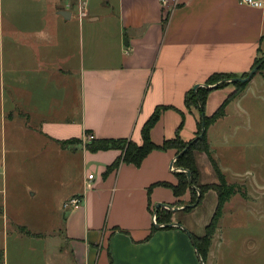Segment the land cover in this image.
Wrapping results in <instances>:
<instances>
[{"label": "crops", "instance_id": "crops-1", "mask_svg": "<svg viewBox=\"0 0 264 264\" xmlns=\"http://www.w3.org/2000/svg\"><path fill=\"white\" fill-rule=\"evenodd\" d=\"M22 2L0 0L10 17L18 15L9 18L8 32V68L16 75L8 82V94H1L0 108L4 114L8 106L7 121L21 127L18 132L29 144L44 152L68 153L69 161L78 156L81 170L77 186L58 207L66 218L58 219L64 229L56 223L43 231L29 229L30 234L20 231L27 227L22 224L10 230L9 216L0 206L3 264H199L188 232L206 233L217 209V192L209 190L201 208L173 212L172 223L180 226L152 233L155 204L181 207L191 198L190 191L176 197L164 186L149 193L157 182L178 183L172 169L177 168V150L156 149L140 166L121 163L105 173L121 150L90 151L86 130L94 139H130L141 145L144 124L157 106L165 105L169 108L151 130L153 142L161 145L177 134L185 141L195 138L200 113L186 107L187 93L215 73L250 72L264 56V7L239 0ZM19 9H24L22 17ZM234 89H214L205 114H214ZM242 97L230 102L226 114L207 129L212 157L195 152L201 184L217 183L214 176L219 180L213 162L217 145L227 144L228 132L247 128L243 112L229 113ZM237 116L242 123L232 131L218 128L227 119L236 122ZM89 173L94 174L91 180ZM75 197L80 205L63 213L62 204Z\"/></svg>", "mask_w": 264, "mask_h": 264}, {"label": "rangeland", "instance_id": "rangeland-1", "mask_svg": "<svg viewBox=\"0 0 264 264\" xmlns=\"http://www.w3.org/2000/svg\"><path fill=\"white\" fill-rule=\"evenodd\" d=\"M22 1L20 0V4L23 3ZM1 5L0 101L2 103L4 100L1 94L4 90L5 94H8V82L16 75L8 68V40L11 36L8 32L11 26L9 18L13 21L18 15L13 14L10 17L6 5L3 7ZM19 13L22 17L24 9H19ZM258 58L263 64L264 56ZM260 67L239 95L245 97H242L236 105L230 106V114L243 112L242 119L247 120V128L241 127L237 133L235 129L234 133L228 132L227 144L219 143L215 148L218 159L214 161L217 162L221 177L218 176L219 180L215 176L214 178L217 183L224 184L228 196L210 236L204 264H264V64ZM18 78L22 81L24 74H18ZM214 84L216 83H211ZM228 86L235 88L233 92L236 90L233 82H228L225 87ZM7 107L4 114L0 108V191L5 189V192L0 194V206L4 209L5 218L9 216V228L17 229L16 226L22 224L27 226L25 227L27 230L38 232L47 230L57 223L64 229L65 223L58 221L64 218L58 207L62 197L77 186L75 178L81 170V161L75 155L69 161L68 153L61 155L54 149L44 152L38 145L29 144L27 142L29 138L18 132L22 130L21 127L18 128L7 121L10 116ZM192 109L198 110L195 106ZM226 111L227 107L224 115ZM207 116L210 117L212 114ZM220 118L222 117L216 121ZM242 119L239 116L236 122L224 119L225 121L220 122L218 128H222L223 132L232 131L233 125L242 123ZM211 124L207 126L206 131ZM207 141L211 149L208 136ZM201 205H198V208H201ZM155 207L156 204L154 210ZM62 208H64L63 213H66L69 211L68 208L72 207L66 208L62 204ZM210 219L207 220V224ZM0 245L2 248V232H0Z\"/></svg>", "mask_w": 264, "mask_h": 264}, {"label": "trees", "instance_id": "trees-1", "mask_svg": "<svg viewBox=\"0 0 264 264\" xmlns=\"http://www.w3.org/2000/svg\"><path fill=\"white\" fill-rule=\"evenodd\" d=\"M261 61V59L257 58L255 60V63L252 67V69ZM264 64V63H263ZM262 64V65H263ZM261 65V66H262ZM261 68V67H260ZM249 74V72H245L242 74H234V73H215L211 75L205 84L211 85V83H217L224 79H232L235 77H246ZM232 83V82H231ZM249 82L242 83V82H236L234 83L236 86V90L232 92L220 105V107L216 110L212 116H207L205 114V121H206V128L209 124L216 121L219 117H222L224 115V111L228 104L232 102L234 99H236L240 93L243 91L245 86ZM228 85V82H224L217 87L214 88H208L203 86H199L197 90L194 88L191 89L185 99V105L188 109H192L193 106H195L199 112H200V118L197 122V132L196 137L185 141L181 138L179 134L176 135V137L172 139H166L163 144L157 145L155 142H153L151 138V130L155 126V124L159 121L162 112L169 108L165 105L157 106L153 114L150 116V118L147 120V122L144 124L142 128V136H143V143L141 145H138L134 141L130 139H90L86 140V148L89 149L92 152H96L99 150H108V149H119L121 150V156L111 165L107 166V170L105 173H109L115 169H117L121 163H128V164H134L136 166H140L143 162V160L147 157L149 153L156 149L161 150H167V149H176L177 155H179L181 152H184L180 154L176 160V165L178 168L186 169L192 172V183L189 182L187 173L185 171H179L176 173L178 177V183L172 184L170 182H157L153 184L149 188V193H151L152 189L156 186H164L171 188L174 192V195L176 197H181L187 193V191H190L191 198L189 200V204L197 203L199 205L202 203L205 194L211 190L214 189L218 193V205L215 214L213 215V218L211 219V222L206 228V233L203 236H196L195 234L191 233L192 241L195 242V248L197 252L201 255L202 259L204 260L208 253L209 248V239L212 235L216 222L218 221V216L223 208L224 202L226 201V196L228 194L224 190V184L222 183H212V184H201L199 177V169L197 166L196 158H195V152L196 151H205L206 153H209L211 156L210 146L207 141V131L205 135L201 138H198V136L202 132V113H205V108L207 104V98L210 95V93L216 89V88H222ZM184 125V121L180 125V128H182ZM91 131L86 130V135H90ZM76 142H82V139H73L71 140ZM70 141V142H71ZM212 157V156H211ZM214 165L216 168V171L218 173V176L221 177L220 169L217 165V162L214 161ZM219 177V178H220ZM194 185V187H192ZM200 191V192H199ZM179 205L181 203H178ZM196 205V206H197ZM195 206V207H196ZM194 207H187L184 210L185 211H191ZM173 219V211L166 209V208H160L157 213V223L159 224H168L172 223ZM162 228H169L168 226H164ZM20 231L23 233L30 234L31 232L27 230L25 227H19ZM157 230L156 225H154L152 233ZM0 264H3V257L2 253L0 252Z\"/></svg>", "mask_w": 264, "mask_h": 264}, {"label": "water", "instance_id": "water-1", "mask_svg": "<svg viewBox=\"0 0 264 264\" xmlns=\"http://www.w3.org/2000/svg\"><path fill=\"white\" fill-rule=\"evenodd\" d=\"M61 14H63L64 16H66V12H61ZM263 62V61H262ZM262 62L258 63L253 69L250 70L249 74L246 76V77H235V78H232V79H224V80H221L219 82H217L216 84L214 85H207V84H203L205 87H208V88H214V87H217L218 85L224 83V82H233V83H236V82H242V83H246V82H249L253 77L254 75L257 73V71L259 70L260 66L262 65ZM202 85V86H203ZM201 86V85H196L194 87L195 90H197V88ZM206 133V121H205V113H202V132L201 134L198 136V138H201L205 135ZM185 151V150H184ZM183 151V152H184ZM183 152H181L180 154H182ZM179 154V155H180ZM176 157V160L178 158V156ZM172 169L175 170L176 172H179V171H185L187 173V176H188V179H189V182L192 183V172L189 171V170H186V169H182V168H174V166L172 165ZM192 187H194V185H192ZM200 192V191H199ZM197 205V203H194V204H185L181 207H173L171 205H168V204H164V203H161V202H158L156 204V209H155V212H154V215H157L158 213V210L160 208H166V209H169L173 212H176V211H179V210H182V209H185L187 207H195ZM154 224L156 225L157 228H161V227H164V226H168V227H172V226H180V224L178 223H168V224H159V223H155ZM188 234L191 236V233L188 232ZM193 244L195 245V242L193 241ZM198 254V257L200 259V262L201 264H204V261L201 257V255L197 252Z\"/></svg>", "mask_w": 264, "mask_h": 264}, {"label": "built area", "instance_id": "built-area-1", "mask_svg": "<svg viewBox=\"0 0 264 264\" xmlns=\"http://www.w3.org/2000/svg\"><path fill=\"white\" fill-rule=\"evenodd\" d=\"M240 4L246 5V6H251L255 8H262L264 7V0H239ZM80 10H82V4L80 6ZM87 138L90 140L93 138L92 135H88ZM176 162V160H175ZM94 178L93 173L88 174V180H91ZM81 203L80 198H72L68 202L65 203V207H78ZM153 221L157 223V215H153Z\"/></svg>", "mask_w": 264, "mask_h": 264}]
</instances>
